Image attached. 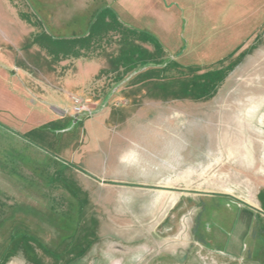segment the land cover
<instances>
[{
    "label": "rangeland",
    "instance_id": "374dc122",
    "mask_svg": "<svg viewBox=\"0 0 264 264\" xmlns=\"http://www.w3.org/2000/svg\"><path fill=\"white\" fill-rule=\"evenodd\" d=\"M217 222L264 264V0H0V264H225Z\"/></svg>",
    "mask_w": 264,
    "mask_h": 264
},
{
    "label": "crops",
    "instance_id": "0c3cea01",
    "mask_svg": "<svg viewBox=\"0 0 264 264\" xmlns=\"http://www.w3.org/2000/svg\"><path fill=\"white\" fill-rule=\"evenodd\" d=\"M122 158H123L122 155H120V157L118 159V163L123 166L122 163H124V161ZM109 181L111 183L118 184V183H122L123 179L117 177V178H112ZM215 197H219V198H223V199L226 198L228 200H231L235 204L239 205L241 207V209L247 208V209L252 210L254 212L257 211L255 209V207H258L257 205L253 208H250L248 206L246 207L245 205H240V204L236 203V201L231 199V197H229V196H213L212 198H215ZM131 206L133 209V213H129L127 215L128 216L127 219L129 221V224H128L129 230L126 231L125 236H123L121 238H123L124 240H126L130 244L137 245V247L146 248L144 250V252H146L147 254H151V253H153L154 247L156 245L158 247L161 242H162V244L164 243L163 240L165 238L154 233L155 225L150 226V223H148V225H146V226H139L138 224H140L142 222L141 221V219H142L141 214L138 212L139 205L134 204V202H131ZM219 206H220V204L218 201H212L211 211L206 214V218L207 219L208 218L218 219L217 215L219 212ZM147 217H145L144 221H146V219L147 220L149 219V217L148 218ZM148 222H150V221L148 220ZM215 225H216V228H214L213 231L216 232L217 234L212 233L213 235H211V233H210L208 235H210V237H212V239H214L215 241H218L217 239H225V249H224V251H225V264H233V263H235L234 260L237 259V256L240 255V253H239L240 252L239 251V241H241L244 238L245 234H240L239 229H238L236 234L235 235L233 234L234 236L230 237V239L232 241H234V244H236V245L230 246L228 244V241L226 240L227 236L225 234V231L221 227V223L217 222ZM156 226H157V224H156ZM140 227H142V230H139ZM252 231L250 232V234L252 233ZM206 232L207 231H205V234H207ZM249 253H252L253 257H256L255 256L256 255L255 250H252V252H251V250H249ZM249 257H250V255H249Z\"/></svg>",
    "mask_w": 264,
    "mask_h": 264
},
{
    "label": "built area",
    "instance_id": "2783aa9c",
    "mask_svg": "<svg viewBox=\"0 0 264 264\" xmlns=\"http://www.w3.org/2000/svg\"><path fill=\"white\" fill-rule=\"evenodd\" d=\"M76 104H80L79 102L75 101ZM78 112H80L82 110L81 106H79V108H77Z\"/></svg>",
    "mask_w": 264,
    "mask_h": 264
},
{
    "label": "flooded vegetation",
    "instance_id": "af4514ba",
    "mask_svg": "<svg viewBox=\"0 0 264 264\" xmlns=\"http://www.w3.org/2000/svg\"><path fill=\"white\" fill-rule=\"evenodd\" d=\"M222 248L225 249V246H223Z\"/></svg>",
    "mask_w": 264,
    "mask_h": 264
}]
</instances>
